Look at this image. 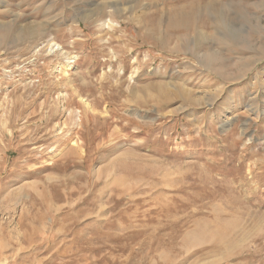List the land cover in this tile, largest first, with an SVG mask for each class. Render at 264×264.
Wrapping results in <instances>:
<instances>
[{"label":"rangeland","instance_id":"374dc122","mask_svg":"<svg viewBox=\"0 0 264 264\" xmlns=\"http://www.w3.org/2000/svg\"><path fill=\"white\" fill-rule=\"evenodd\" d=\"M191 1L0 0V264H264V0Z\"/></svg>","mask_w":264,"mask_h":264},{"label":"bare ground","instance_id":"6f19581e","mask_svg":"<svg viewBox=\"0 0 264 264\" xmlns=\"http://www.w3.org/2000/svg\"><path fill=\"white\" fill-rule=\"evenodd\" d=\"M191 2H193V4L190 3L189 9L187 10V8H185L187 11L185 9H180V11H177V9H176V12L173 11L175 13L172 16H170V18L167 22L166 28L168 30L176 29V33L179 35H182V37L185 38L187 44L189 43V40H190L189 38L191 37V35H196V37H195L196 41L198 43H201L204 40L210 39V37L212 38L213 35L210 37H207V35L205 33H203L204 31L203 32L198 31V29H199L198 27H206L207 24H206V21L201 22V21H198L197 19L201 15L203 17V20L206 19L207 16L209 17V15H211V13H212L211 11L214 10V8H212L210 5L208 6L207 5L208 3L206 5H201L200 0H192ZM213 2H214V0H213ZM6 3L7 2H4V4H6ZM187 3H189V2H187ZM190 6H191V8H190ZM212 6H214V5H212ZM115 8H116V5H115ZM219 13H221V12H219ZM217 22L218 23L221 22V24H222V18L220 20H218ZM201 31H202V29H201ZM233 31L237 32L238 30H233ZM16 34L17 35L11 36L12 41H14V40L22 41V40L31 38L32 34H34V32L32 31L31 27L25 26V28L22 31H20V32L18 31V32H16ZM247 49H249V48H247Z\"/></svg>","mask_w":264,"mask_h":264}]
</instances>
